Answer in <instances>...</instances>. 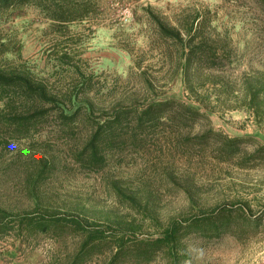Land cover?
Returning <instances> with one entry per match:
<instances>
[{
	"label": "rangeland",
	"instance_id": "rangeland-1",
	"mask_svg": "<svg viewBox=\"0 0 264 264\" xmlns=\"http://www.w3.org/2000/svg\"><path fill=\"white\" fill-rule=\"evenodd\" d=\"M81 5L87 9L83 19L50 26V9L67 18ZM146 5L169 18L188 11L209 18L214 32L229 44L231 63L203 73L190 92L179 73H172V61L161 56V42L150 36L142 11ZM0 41L8 47L7 60L24 65L56 89L89 77L90 92L74 103L90 102L92 116L154 89L160 97L194 104L208 116L207 122L188 130L156 132L135 149L125 143L109 152L98 171L74 160L87 134L83 128L65 137L47 123L31 137L7 138L8 144L0 143V208L12 214L73 215L89 228L98 226L106 235L116 230L124 238L130 231L156 235L170 219L222 208H232V214L242 208L249 218L264 210V162L240 167L234 161L218 162L209 147L179 143L182 136L211 127L264 144L263 122L242 105L247 84L264 80V9L258 0H32L0 14ZM206 92L203 104L192 99ZM113 187L137 203L117 198ZM239 219L234 216L217 233H185L180 246L186 256L177 264H264V219L249 227ZM12 225L0 233V264H69L82 239L68 227L41 233ZM109 247L106 242L94 249L82 264H106ZM142 264H169V259L158 253Z\"/></svg>",
	"mask_w": 264,
	"mask_h": 264
},
{
	"label": "trees",
	"instance_id": "trees-1",
	"mask_svg": "<svg viewBox=\"0 0 264 264\" xmlns=\"http://www.w3.org/2000/svg\"><path fill=\"white\" fill-rule=\"evenodd\" d=\"M30 1L0 0V14ZM258 1L264 9V0ZM50 10L51 27L60 21L81 20L87 13L84 5L74 8L73 14L67 18ZM142 11L150 36L161 42V56L172 61V73H179L185 88L190 92L193 82L203 73L221 71L231 63L229 44L219 38L218 32H214L209 25V18L205 19L197 11L169 18L149 5L144 6ZM7 51L5 42L0 41V143L8 144L7 138L16 140L31 137L47 123L55 124L56 131L65 137L83 128L87 134L79 149L74 152V160L90 171H98L106 163L109 152L120 149L125 143H130L133 148L142 146L151 137L159 135L156 132L188 130L208 121L207 114L198 106L175 97H160L161 92L155 89L140 99L129 98L126 103H118L101 110L100 115L92 116L90 102L74 103L80 94L90 92L89 77L83 76L68 89H56L24 65H15L7 60ZM60 58L56 59L58 63ZM245 88L242 105L250 110L257 122L264 124V80L255 79ZM192 96L199 105L208 98L209 92ZM248 142L252 146L250 150L247 149ZM179 143L200 150L209 147L212 157L218 162L234 161L240 167L264 162V144L249 135H227L207 127L200 133L182 136ZM46 165V161L41 163L35 178L39 179ZM113 192L117 198L131 205L137 203L134 196L117 187H113ZM232 212V208H222L191 218L170 219L156 235L136 236L130 231V236L124 238V234L116 230L106 235L104 229L98 226L89 228L86 221L83 223L73 215L12 214L0 208V233L11 230L13 223L20 230L41 233L68 227L82 235L69 264H82L91 257L94 249L106 242L110 243L106 264H123L128 261L148 263L158 253L166 255L169 264H177L178 260L186 256L180 246L181 237L185 233H217L226 228L236 215L246 227L256 226L264 219V210L259 216L251 218L244 215L242 208H239L237 214ZM127 225L132 228V224Z\"/></svg>",
	"mask_w": 264,
	"mask_h": 264
}]
</instances>
